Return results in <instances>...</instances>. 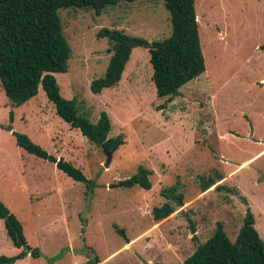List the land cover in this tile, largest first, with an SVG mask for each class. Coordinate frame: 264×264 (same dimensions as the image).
<instances>
[{
	"label": "rangeland",
	"instance_id": "rangeland-1",
	"mask_svg": "<svg viewBox=\"0 0 264 264\" xmlns=\"http://www.w3.org/2000/svg\"><path fill=\"white\" fill-rule=\"evenodd\" d=\"M196 11L206 70L170 101L157 93L143 46L134 48L118 84L91 89L113 53L102 30L163 40L172 33L164 0H124L100 15L59 10L72 56L68 71L55 75L80 114L95 123L107 111L110 136L122 135L109 167L106 149L63 119L43 87L13 106L0 81V199L41 252L11 264H184L218 221L235 239L248 209L264 238V0H196ZM10 125L80 167L95 180L93 191L21 147ZM141 166L153 170L151 189L120 183ZM204 180H212L206 191ZM175 184L182 204L162 193ZM167 201L176 211L155 221L153 208ZM21 251L0 218V255Z\"/></svg>",
	"mask_w": 264,
	"mask_h": 264
},
{
	"label": "trees",
	"instance_id": "trees-1",
	"mask_svg": "<svg viewBox=\"0 0 264 264\" xmlns=\"http://www.w3.org/2000/svg\"><path fill=\"white\" fill-rule=\"evenodd\" d=\"M124 0H0V81L13 106L24 104L39 93L43 87L56 106L57 113L79 128L87 139L108 150L121 145L122 135L110 136L112 120L102 111L94 123L79 113L75 98H66L61 92L55 73L68 71L72 48L63 33L59 10L63 7L92 8L100 15L109 5ZM135 1V0H125ZM171 15L172 33L163 40L149 41L133 36L120 29L102 30L108 36L113 52L105 75L91 82V89L101 93L122 79L123 72L134 48H148L154 69L153 79L160 96L173 100L180 88L206 70L205 56L199 31L196 0H164ZM11 120L13 113L10 114ZM17 143L39 157L55 163L59 169L76 181L84 182L93 191L95 180L89 178L72 161L57 158L23 132L9 126ZM153 170L141 166L132 176L120 183L126 187L136 185L151 189ZM223 176H218V180ZM212 186V180H204L202 191ZM217 189H226L222 183ZM229 189V188H228ZM163 195L182 204L183 192L177 184L162 190ZM167 201L153 208L155 221L159 222L176 211ZM0 218L5 221L7 232L14 244L22 251L16 255H0V264H11L28 254L39 256L37 247L28 243L23 226L17 216L0 199ZM89 264H96L91 260ZM184 264H264V238L256 227L255 215L248 209L235 239H232L222 221L217 222L214 233L197 244Z\"/></svg>",
	"mask_w": 264,
	"mask_h": 264
},
{
	"label": "water",
	"instance_id": "water-1",
	"mask_svg": "<svg viewBox=\"0 0 264 264\" xmlns=\"http://www.w3.org/2000/svg\"><path fill=\"white\" fill-rule=\"evenodd\" d=\"M115 148L113 150H108L107 151V160H106V163H105V166L106 167H109L110 166V163H111V160H112L113 151L115 150ZM118 185H120V184H118ZM186 216H187V218L189 220V223H190L192 232L194 233L195 232V229H194L193 223H192V221H191V219H190V217L188 216L187 213H186Z\"/></svg>",
	"mask_w": 264,
	"mask_h": 264
}]
</instances>
